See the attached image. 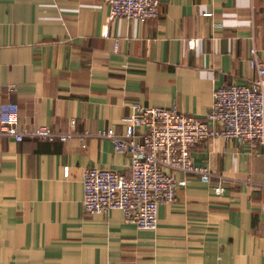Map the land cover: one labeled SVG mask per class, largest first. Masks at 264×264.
<instances>
[{
    "label": "crops",
    "instance_id": "obj_1",
    "mask_svg": "<svg viewBox=\"0 0 264 264\" xmlns=\"http://www.w3.org/2000/svg\"><path fill=\"white\" fill-rule=\"evenodd\" d=\"M108 15L104 0H0V118L15 105L20 130L64 132L75 119L91 134L86 147L0 135V263L264 264V153L247 143L197 144L193 162L224 190L187 176L155 230L82 207L86 169L129 173V156L96 133L123 135L133 103L203 119L216 89L255 78L264 0H159L145 22Z\"/></svg>",
    "mask_w": 264,
    "mask_h": 264
},
{
    "label": "built area",
    "instance_id": "obj_2",
    "mask_svg": "<svg viewBox=\"0 0 264 264\" xmlns=\"http://www.w3.org/2000/svg\"><path fill=\"white\" fill-rule=\"evenodd\" d=\"M109 7V20L122 17L145 22L157 17L159 0H104ZM253 1V0H249ZM107 36V29L105 30ZM191 49L196 40L187 41ZM113 51H118V41ZM248 66L256 76L246 84H230L216 89L213 101L203 119L177 108L131 105L132 113L124 118L125 131L117 135L113 129L96 133L109 139L115 151L130 158L129 173L110 169L88 168L82 175V207L90 214H107L118 209L127 223L139 229L155 230L158 206L175 200L176 191L187 184L186 177H197L201 183H214L216 194L224 190L220 179L207 167L193 162L192 149L213 138L233 139L247 143L264 153V66L257 49L249 50ZM0 135L16 142L44 139L67 142L78 139L83 147L91 134L76 130V120L69 121L67 131L58 132L47 126L19 129V112L15 105L3 107ZM67 169L65 174H67ZM177 174H182L178 178ZM259 188L264 194V183ZM1 264V263H0Z\"/></svg>",
    "mask_w": 264,
    "mask_h": 264
}]
</instances>
